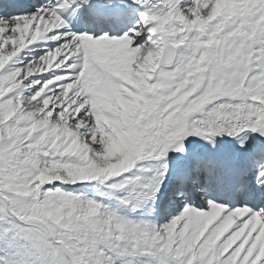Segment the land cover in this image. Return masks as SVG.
<instances>
[{
	"label": "snow or ice",
	"instance_id": "6c2138e0",
	"mask_svg": "<svg viewBox=\"0 0 264 264\" xmlns=\"http://www.w3.org/2000/svg\"><path fill=\"white\" fill-rule=\"evenodd\" d=\"M193 7V0H44L38 5L29 0H0V52L12 53L0 69V77L13 74L18 85L0 101L19 100L28 111L29 102L41 104L85 74L97 82L102 94L115 96L121 87L118 77L125 75L126 58L117 51L120 41H128V48L138 51L140 57L157 61L155 79L176 77L177 87L184 92L171 104L164 95L149 98L143 112L135 104L127 107L123 115L133 133L129 143L140 136L153 140L136 152L127 167L103 181L49 179L50 162L75 163L77 158L53 155L57 145L46 134H28L23 125L17 126V135L0 133V264H189L188 256L181 255L185 245L200 249L213 239L217 250H223L219 264L234 258L235 264L245 260L264 264V255L257 259L261 249L255 244L260 229L250 235L242 230L254 214L264 223V31L254 34L253 28L264 16V0L213 22L203 32L169 23L171 16L190 18ZM132 11L138 20L120 35H95L71 27L73 22L85 26L120 23ZM203 40L213 47L201 52ZM38 41L55 42L56 46L16 66L14 58ZM60 68L67 70L64 75H53L42 83L29 81ZM62 112L63 106L49 103L40 115L50 113L55 121ZM89 113L90 107L85 105L69 120L80 124L77 134L91 155L102 152L103 146L98 135L93 141L94 122ZM149 122L151 126L146 127ZM223 136L235 142L234 151H220L215 138ZM190 137L204 141L207 151L192 153ZM170 153L185 160L172 173ZM256 160L261 163L252 185L246 177L250 162ZM224 177L234 178V193L245 198L242 205L229 208L208 198L210 185ZM80 182H94L91 196L61 187ZM193 192L199 195L198 204L189 202ZM162 195L181 207L167 222L157 225L148 216L155 212ZM101 200L115 201L118 207ZM57 201L98 207L106 218L104 224L113 222L116 231L86 214L64 212ZM251 201L255 203L250 207ZM46 206L52 211H42ZM121 207L143 215L134 219L121 214ZM221 208L223 212L212 220ZM243 208L248 209L247 214L229 227L230 214Z\"/></svg>",
	"mask_w": 264,
	"mask_h": 264
},
{
	"label": "bare ground",
	"instance_id": "6f19581e",
	"mask_svg": "<svg viewBox=\"0 0 264 264\" xmlns=\"http://www.w3.org/2000/svg\"><path fill=\"white\" fill-rule=\"evenodd\" d=\"M52 2L55 3V0H52ZM126 2L130 3V0H126ZM259 2L260 0H193L194 7L192 9L190 18L171 16L169 17V23L182 24L189 31L194 29L197 32H203L204 30H207L209 26L213 24V22L225 17L231 18L233 14L241 10H248L250 8H253L258 5ZM30 3L38 5L41 2ZM132 7L133 9H135L136 6L133 5ZM126 17L131 20V27L135 25L138 20V16L136 15L135 11L130 12ZM21 19L26 20V18ZM101 26H103V23H99L95 26H85L83 24H77L73 22L71 25L74 30H79L81 27H84L86 32H90L95 35H99L101 33H93V29L96 27L99 28ZM26 27L27 25L25 23V26L20 29L22 35L26 31ZM253 28L254 34H258L264 31V16H260L258 18ZM109 35L117 34L109 33ZM249 38L251 39L252 37L250 36ZM128 43V41L118 42L117 51L123 52V56L124 58H126V63L124 64L125 75L118 77V79L121 81V87L119 88L117 95L113 96L108 93L102 94L98 90L97 82L89 75L85 74L79 76L71 85H66L60 94L53 95L52 100H50L52 96H48L44 101L41 102V104L34 105L33 108H29L28 111H23L20 108L21 105L19 100L0 101V108L2 107V110L4 111L2 116L7 117L12 113H16L14 117H17L14 120V124H12L15 125L16 128H18V125H23L25 129L29 130L28 134H32L33 132L46 134V139L53 141V143H55L57 147H63L60 148L61 150L66 148L69 149L70 152L72 151V153L74 154L81 153L87 160L86 162L91 166L90 169H95L96 171H98V175L96 176V178L103 177V179H105L111 175L117 174L119 172H116L117 168L115 169V167L110 166L102 167V161L100 163L98 162V160H95L98 163L95 162L96 164H94L93 160L87 157L88 148L78 144V138L75 134V132H77L76 129L80 127V124L77 123L75 129H70L69 125L74 124L69 120V116L74 117L76 112H78L85 105H88L90 107L89 115L92 117V120L94 122L92 125L93 136L98 135L100 136L101 141H103V133L105 130L109 133L107 135L109 136L108 139H112V141L110 142L117 144V137L116 135H112V133L118 132L120 134L118 136H126L125 140H133V133L130 131L128 122L123 115L129 105L135 104L143 112L144 106L146 105L148 99L155 98L158 94L168 97L167 102L169 104L176 103V98L180 95H184L183 89L177 87L178 81L176 77L168 78L165 76H161L159 80L155 79L156 69L158 68L157 61L149 57H140L138 51L128 48ZM201 45V52L204 48L213 47V44H209L207 40L201 41ZM55 46V42L38 41L36 44L29 46L28 49H25L21 53H19L18 56L14 58L13 63H15L16 66H19L23 63V60H25L24 63H26V60L34 59L40 54L44 53L46 49L54 48ZM11 55L12 53L5 54L3 52H0V69H3L5 67V65L11 58ZM51 59V57L48 58L49 65H51ZM66 71L67 70L65 68L53 69L52 71L30 77L29 81L35 79L40 80L42 83L44 80L50 79L53 75H64ZM148 76H154V85L152 89L146 85V83L148 82H145ZM5 85H8V87H5ZM16 86L18 85L16 84L13 74L0 77V97L6 95L8 91H11L12 88ZM36 87L38 88L39 85H37ZM169 87H171L172 89L171 92H169ZM184 87L187 88L188 85L184 84ZM73 89H76V91L73 92ZM32 91H35V88ZM41 91H44V89H42ZM70 92L72 93L71 95H69ZM26 94L28 95L30 93ZM171 97H175V99H171ZM81 98H83L82 102ZM49 103H52L56 107L63 106V112L58 116L59 119L61 117V120L63 121L62 124L58 125L55 123H51V121L48 120L51 118L50 113H44L43 119H34L33 115L37 114L41 116L40 113L43 107H46ZM73 105H76V107L74 108ZM189 139L193 140V143L191 144L192 146L190 147V151L192 153H202L205 152V149L207 151L208 146L205 145L204 141L199 140L195 137H190ZM215 139L219 145L221 152L228 153L236 149L235 142L231 141L227 136L216 137ZM145 140H147L148 142H152L153 138L147 136H144V138H142V136H140L134 143H132V145L134 146L131 156L132 159L134 158V155H136L137 151L142 150L147 145L145 144ZM101 158H103V155H101ZM128 162L124 163L125 165L122 166V169L127 167ZM184 163L185 160L181 158L179 154H169L170 173H172L174 169L182 166ZM257 165L258 164L254 166L255 169L253 171L252 178L247 179L249 184H255V172L257 171ZM92 170L88 171L91 172ZM90 177L86 181H90L94 176H92L91 178ZM168 179H172L171 175ZM220 184H223L227 189L233 188L235 185L234 178L224 177ZM209 190L211 191V193L216 194L219 197L220 202L226 203L228 207H230L231 204L234 205L233 207L240 206L245 202V198L243 195L241 198H238L235 201L230 197L229 193L221 195L220 190L216 186H210ZM164 198L167 197L162 195L158 201V204L155 205V212L148 217H150L151 219H155L154 216L157 215L158 211L163 206L162 200L164 201ZM189 198L191 199V203H193V197L190 196ZM193 199L195 201L194 204L199 203V201H196L195 198ZM254 203L255 201L249 202V206H253ZM89 211L85 213L91 214V212ZM222 212V208L216 210L215 215L212 216L211 219L214 220L218 218ZM247 212L248 209L246 208L236 210L234 213L230 214V222L229 217H225V222H229L228 226L231 227L232 224L239 220L240 217L246 215ZM140 213L143 214L142 212ZM164 220H166V217ZM257 228H259L260 231L257 234L255 244L258 245L261 249V251L257 254L258 259L260 255H264V223H262L259 214H254L245 222L244 225H242V230L244 232H247L249 235L251 234V232L256 231ZM175 235V231H173V236ZM193 243H195V241ZM194 249L195 248L192 245H185V249L181 253V255L188 256L189 261L191 262L202 261L203 264H219L220 256L223 250H217L215 239H213L212 242L204 245L200 249H196L195 251ZM228 264H235V258L230 260ZM242 264H247V260L242 262ZM253 264H255V262H253Z\"/></svg>",
	"mask_w": 264,
	"mask_h": 264
},
{
	"label": "rangeland",
	"instance_id": "374dc122",
	"mask_svg": "<svg viewBox=\"0 0 264 264\" xmlns=\"http://www.w3.org/2000/svg\"><path fill=\"white\" fill-rule=\"evenodd\" d=\"M43 54L44 53H42L40 55H43ZM28 60H32V59H28ZM28 60H26V63L28 62ZM24 62H25V60H23V63L21 64L22 66H23V64H26ZM21 65H19V66H21ZM145 82H148L149 84L146 83V85L149 86V88L152 89V87L154 85V76H148L147 79L145 80ZM25 95H27V94L25 93ZM51 96H49V97H51L50 100H52V98H53V95H51ZM180 96H178L176 98L177 101L180 99ZM33 106L34 105L31 104V102H30V103L27 104L26 107L28 109L29 108L32 109ZM20 108L24 111V108H22V107H20ZM3 112L4 111L2 110V107H1L0 108V133H3V135H5V136L17 135L18 132H19V129L16 128L15 125H12V124L8 123L9 121H11V119L14 122V120L17 117V116L14 117L16 113H12L10 116H7L8 117L7 118L6 116H2ZM1 116H2V118H1ZM33 116H34V119H36V120L44 118V116H39L37 114H34ZM48 120L51 121V123H55V124H58V125L63 123V121L61 120V117H60V119L57 118L55 121H53L51 118L48 119ZM76 125L77 124H75V125H71L70 124L69 128L70 129H75ZM150 126H151V122H149V125H147V127H150ZM75 134L77 135V138H78V140H77L78 144H80L83 147H87L88 148V146L86 144H83L81 142L77 132H75ZM108 134L109 133L104 130V133H103V141L104 142L101 141V139H99V143L103 146V151L102 152H96V153H93V154L89 155L90 149L88 148L87 157L92 159L94 164H96L98 162L101 163V161H102V167H105V166L115 167V169L117 168L116 172H118V171L123 170L122 166L125 165L124 163H126V162H128V160L132 159L131 156H132V151L134 149V146L129 143V141H131V140H125L126 136L125 137L124 136H122V137L118 136V135H120L118 132L117 133H112V135H116L117 141H118L117 144H114L113 142H110V141H112V139H108V137H109V136H107ZM95 137L96 136H93V141L94 142H95ZM99 138H100V136H99ZM142 138H144V136H142ZM191 141L193 143V140H191ZM150 143L151 142H148L147 140H145V144H150ZM191 146L192 145H190V147ZM60 148H63V147H56V149L53 151V155H56L58 153L62 157L65 156V155H67L70 158L71 157H76L77 158V162L69 163L68 161H65L64 163H61L59 160L50 162V166H49V168L46 171V177L47 178H49V179H51V178H60V179L64 180L65 182H68V183H76V182H78L80 180L81 181L82 180L86 181V180L89 179L90 176L91 177L94 176L92 178L90 177L91 180H100V181L104 180L103 177L102 178L101 177L96 178V176L98 175V173H97L98 171H96L95 169H93V170L90 169L91 166L86 162L87 160L85 159V157L81 153H75L74 154V153H72V151L70 152L69 149L64 148L63 150H61ZM101 155H103V158H101ZM134 158H135V155H134ZM95 160H98V162H96ZM121 160H123V161H121ZM52 164H54L55 166L53 167ZM88 170H92V171L89 172ZM110 170H112V169H110ZM92 183H94V182H84V183H78V184H75V185H61V187H63L64 190H67V191L82 192V193H85V194L91 196L93 194ZM220 183H221V181H220ZM215 184L217 185L218 182H216ZM97 199L100 200L101 198L97 197ZM158 201H159V199L157 200L156 204H158ZM101 202L102 203H106V204H110L113 208L118 207V205H117V203L115 201L101 200ZM163 202H164V207L162 206L160 208V210L158 211L157 215L154 216L155 219L153 218L154 219L153 220L150 217H148V219L154 221L157 225L163 224L164 221L167 222V220L171 216L175 215L176 212L181 207V205L177 204L175 200H172L171 202H169V198L168 197L164 198ZM57 203L58 204H63V211L64 212H71L73 215L86 214L85 212H88L89 210H91V211H89V212H91V214H86L89 218L98 219L100 221L102 227H111L113 231H116L113 222L109 221V223L107 225L104 224V221H105L106 218L99 211L98 207H95V206H93V207H82V206H79L76 202L68 203L66 201H57ZM88 208H90V209H88ZM42 211H52V209H50L48 206H46L45 209H43ZM120 211H121V214L131 215L132 218H134V219H139L143 215L139 211H137L135 213H128L126 211V209H124L122 207L120 208ZM161 215L166 217V220L163 221V217ZM140 239H141V242H144L146 238L141 234L140 235ZM195 250L196 249H194V251ZM189 264H193V262L189 261Z\"/></svg>",
	"mask_w": 264,
	"mask_h": 264
},
{
	"label": "clouds",
	"instance_id": "9594fccd",
	"mask_svg": "<svg viewBox=\"0 0 264 264\" xmlns=\"http://www.w3.org/2000/svg\"><path fill=\"white\" fill-rule=\"evenodd\" d=\"M200 69H199V67L197 66V71H199Z\"/></svg>",
	"mask_w": 264,
	"mask_h": 264
}]
</instances>
